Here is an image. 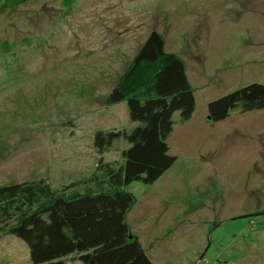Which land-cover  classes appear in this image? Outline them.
<instances>
[{"label": "rangeland", "instance_id": "374dc122", "mask_svg": "<svg viewBox=\"0 0 264 264\" xmlns=\"http://www.w3.org/2000/svg\"><path fill=\"white\" fill-rule=\"evenodd\" d=\"M153 31L195 109L172 116L174 164L123 188L129 233L152 264H264V109L207 119L208 103L264 85V0H0V188L61 191L121 162L125 141L98 153L93 135L132 127L104 100ZM0 264H31L27 246L0 233Z\"/></svg>", "mask_w": 264, "mask_h": 264}, {"label": "trees", "instance_id": "16d2710c", "mask_svg": "<svg viewBox=\"0 0 264 264\" xmlns=\"http://www.w3.org/2000/svg\"><path fill=\"white\" fill-rule=\"evenodd\" d=\"M104 104L114 114L124 111L132 124L130 130L93 135L98 153L117 139L125 141L119 164L101 158L93 174L61 191L41 181L0 188V233L21 240L31 264H64L68 256L81 264H152L129 233L125 218L133 198L123 188L132 182L154 183L176 161L167 145L172 116L177 112L179 121H187L195 109L183 61L165 52L160 35L151 32ZM262 109L264 85L254 83L208 103V121L220 122L232 110Z\"/></svg>", "mask_w": 264, "mask_h": 264}, {"label": "bare ground", "instance_id": "6f19581e", "mask_svg": "<svg viewBox=\"0 0 264 264\" xmlns=\"http://www.w3.org/2000/svg\"><path fill=\"white\" fill-rule=\"evenodd\" d=\"M28 45V44H27ZM161 185V184H160ZM158 186V185H157Z\"/></svg>", "mask_w": 264, "mask_h": 264}, {"label": "water", "instance_id": "95a60500", "mask_svg": "<svg viewBox=\"0 0 264 264\" xmlns=\"http://www.w3.org/2000/svg\"><path fill=\"white\" fill-rule=\"evenodd\" d=\"M207 119H209V118H207Z\"/></svg>", "mask_w": 264, "mask_h": 264}]
</instances>
